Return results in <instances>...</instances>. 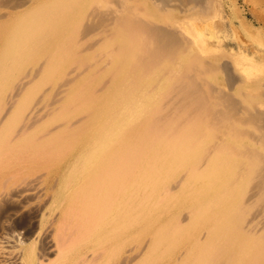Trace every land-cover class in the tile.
<instances>
[{
  "label": "bare ground",
  "instance_id": "6f19581e",
  "mask_svg": "<svg viewBox=\"0 0 264 264\" xmlns=\"http://www.w3.org/2000/svg\"><path fill=\"white\" fill-rule=\"evenodd\" d=\"M206 1L0 0V264H264V106L206 80L245 81L196 55Z\"/></svg>",
  "mask_w": 264,
  "mask_h": 264
},
{
  "label": "rangeland",
  "instance_id": "374dc122",
  "mask_svg": "<svg viewBox=\"0 0 264 264\" xmlns=\"http://www.w3.org/2000/svg\"><path fill=\"white\" fill-rule=\"evenodd\" d=\"M132 2L133 1H131L130 3H132ZM235 3H236V6L240 9V13H241L242 17H244V19L246 21H249L251 24H253L256 27H264V22L262 21V13L260 14L261 10L263 9L262 6L257 5V7H254V5L249 0H235ZM135 4L136 3H134V5ZM252 6L254 7V9H256L255 12H253L254 10H251V9H253ZM177 7H179V5H177ZM164 11L167 13H166V15H163L161 17L162 19L159 20V22L167 23L166 21H168V19H169V20H171V22H170L171 25L177 26V23H175L177 21L176 19H179L181 16H183V13L180 11V8H173V6H169L166 9H164ZM204 15H205L206 24L204 27L202 40H203L204 46L208 50H207V53H204L202 51L201 52L196 51L197 57L200 59L201 58L204 59V62L212 63V64L215 63L216 66L218 65V63L219 64H221V62L224 63V61L225 62L228 61L232 65L237 64L238 65L237 69H234L235 75L233 73L232 74L235 77H237L236 74L244 77L245 81L235 82L232 85V87H231V85H229V87H230V89H229L226 86L228 83L226 82L225 73L223 74V70L219 66H217L213 71H211L213 74H211V72L207 73V76L209 75V77H205L206 80L208 82L212 83L216 89L222 90L224 88L223 90H227V92H229V94L232 93L231 96L237 101L238 104H240V106L249 105L248 101H250V100L244 96V93H246L247 95H253L254 94L253 98L255 100H252V101L254 103H256V106L261 105L263 107L264 106V61L261 60L258 55H255L254 59L250 58L248 56V55H251V53H252V48L250 47L251 45L247 44V43H249V41H248L249 38H248V35L245 33V30H243L242 27L240 26L239 20H237L234 17L231 0H207ZM261 22H262V24H261ZM96 36L98 37V34L97 35L93 34L94 38H96ZM245 55H247V56H245ZM243 68H244V70H249V73L247 74V72H243ZM221 81H223V82L225 81V82L223 83ZM56 82L51 81V83L49 82V83L42 84V85H44L43 87L41 84L39 86L42 87V88L40 87L42 90L48 88L49 85H52V87L54 86L53 88H56L57 87V86L55 87ZM7 83L6 84L4 83L5 85L0 86V93L2 92L0 94L1 103L3 102L6 94H8L10 91V85H8L10 83H8V84ZM47 84H49V85L46 87ZM226 87H227V89H226ZM36 88L37 87L35 86L34 89L32 88V90H34V92L36 90V92H37L38 90ZM40 88L38 87V89H40ZM7 90H8V93L6 92ZM250 91H251V93H250ZM34 92H33V94H34ZM258 92H260L261 95L258 94ZM4 93H6V94H4ZM29 95H28V98L29 97L31 98L33 96L31 93ZM261 106H260V108H261ZM242 107H245V106H242ZM263 109H264V107H263ZM244 125L247 126V124H244ZM13 129H15V125L12 124L11 129H9L10 133L12 132ZM36 168H37L36 166H34L32 168L33 170L30 168H28V169L25 168L24 172L29 173V171H30L29 174H32L34 176V175H37L40 172L44 171L43 169L41 170L40 167H38L37 169ZM21 176H25V174H23ZM21 176L17 175L16 177L15 176L12 177V179L16 180L17 178H19ZM202 184H204V183H202ZM199 185L200 184L196 183V184H194V186H192V188H197V187H199ZM175 211H177V210H175ZM159 223L162 224L161 221L158 222L157 224H159ZM159 226L161 227V225H158V226H156V228L159 229L160 228ZM136 228H135V230L137 231L136 232L138 234L137 236L142 238L141 240H144V242L147 238L146 241L149 242V246H151V248H152L153 243L151 242L150 238L152 237L153 233L150 234L151 230L148 231V233H146L141 228V225H136ZM184 231H186V230H184ZM189 232L192 233V231H190V230H189ZM189 232L187 235L185 234L184 236H177L176 235L177 241L179 240L178 244H177L178 246L184 247V245L187 244L186 242H188V240H191L192 236H189V235H191V234H189ZM188 237H189V239H188ZM165 249H163V246H160L158 251H155L156 257L161 255V259L159 261L161 264H164V260H165L164 257L168 251V249H166V250ZM140 264H158V262L153 263L152 258L149 257V259H146L145 261H143Z\"/></svg>",
  "mask_w": 264,
  "mask_h": 264
}]
</instances>
